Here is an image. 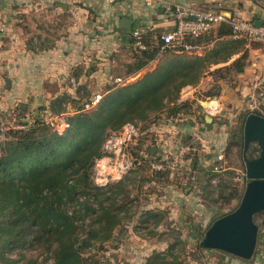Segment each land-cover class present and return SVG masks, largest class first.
Listing matches in <instances>:
<instances>
[{"label": "rangeland", "instance_id": "1", "mask_svg": "<svg viewBox=\"0 0 264 264\" xmlns=\"http://www.w3.org/2000/svg\"><path fill=\"white\" fill-rule=\"evenodd\" d=\"M1 1L3 7L0 14L6 25H9L17 16L14 13L20 5L14 0ZM23 4L26 6L28 3L25 1ZM58 13L59 11L54 14L40 12L32 21L42 25V33H53L49 28L64 21L66 26L62 32L65 31L68 38L78 36V39H82L83 59L76 67L79 83L75 85L74 79L71 82L69 80V86H72L70 94L64 93L48 104L40 95L37 96V101L36 96L19 92L21 86L9 89L8 81L12 78L6 75L5 70H0V156L4 153L5 144L13 139L10 134L12 131H27L44 121L63 133L69 127L68 119L83 112L87 102L99 95L103 97L115 85L136 83L147 73L155 71L167 58L163 55L139 74L128 75V66L134 63L137 55L130 36L126 38L127 47L123 49L122 55L119 52L120 57H116L117 64H114L112 57L118 54L111 52L109 47L115 43L119 34L111 27L107 18L103 17V13L87 8L80 14L63 13L64 19L61 20ZM23 16L21 23H28V16L31 15L26 12ZM164 31L165 29H147V36L144 37L154 39ZM54 33H57L56 29ZM7 35L0 36L9 39ZM122 36L126 37L124 34ZM216 40L219 39L213 41ZM235 41L241 43L237 48L245 44L227 36L216 47L220 48L221 42L230 44ZM232 61L233 59L230 60ZM223 66L225 64L219 67ZM219 76L213 75L209 88H202L204 86L201 85L196 89L197 92L190 88L192 86L184 88L178 102L189 106L176 119H167L166 113L152 115L147 121L129 123L134 125V132L127 129V124L119 132L111 133L105 142L101 157L104 158L101 163L103 165L98 167V159L93 166V184L107 187L124 181L127 177L132 180L127 188L130 194L121 199L124 204L128 203L129 211L116 230L114 240L100 256L105 258L107 264H147L150 256L167 252L171 245L175 246L173 254L181 264H264V215L261 214L255 216L260 227L258 226V242L252 259L243 260L222 251L203 250L200 247L206 231L213 223L239 206L246 185L244 124L239 122L224 128L226 139L220 142L212 141L210 136L204 135L207 125L205 115L201 107H198V100H215L208 93L214 80L221 79ZM113 77H122L127 80V84H115ZM226 78L228 81L233 80L232 77ZM202 80L203 78L200 82ZM234 83L235 80L231 82ZM214 106L215 103L209 105ZM61 109L64 111L59 112ZM198 112L200 114L197 116ZM197 131L203 134H198L200 137H197ZM114 137H118V140L109 144ZM250 154L251 151L248 155ZM219 155L223 156L222 161L218 160ZM123 166H128L129 169L123 171ZM114 170L123 171L120 179L107 176L108 172ZM159 173L166 175L161 176ZM235 192V198L228 202V198ZM149 213L157 214L160 224L156 225L154 216ZM27 253L30 254L29 251Z\"/></svg>", "mask_w": 264, "mask_h": 264}, {"label": "trees", "instance_id": "2", "mask_svg": "<svg viewBox=\"0 0 264 264\" xmlns=\"http://www.w3.org/2000/svg\"><path fill=\"white\" fill-rule=\"evenodd\" d=\"M231 34L232 28L223 24L215 33L188 40L204 45ZM130 37L133 44L136 37ZM239 44L221 42L203 56L161 53L159 46L137 51L128 75L139 74L163 55L167 58L136 83L110 87L94 108L84 105L83 112L68 119L63 133L44 121L27 131H12L13 139L0 156V263L107 264L100 256L129 211L121 199L130 194L132 180L107 187L93 184V166L103 156L105 142L111 133L152 115L166 113L167 119H176L189 106L178 102L182 90L197 86L212 66L225 64L211 73L221 79L214 80L208 96L219 97L221 83L236 81L248 66L244 44L237 48ZM150 214L160 224L158 215ZM174 247L153 254L147 264H181Z\"/></svg>", "mask_w": 264, "mask_h": 264}, {"label": "crops", "instance_id": "3", "mask_svg": "<svg viewBox=\"0 0 264 264\" xmlns=\"http://www.w3.org/2000/svg\"><path fill=\"white\" fill-rule=\"evenodd\" d=\"M14 1L20 5V8L15 11L14 14L17 16L13 22L7 25L8 29L5 34H8L9 39H3L0 36V70H5L6 75L12 78L8 81L7 87L9 89L21 86L19 92L36 96L37 101L39 100L37 96L40 95L39 97L45 99L48 104L64 93L70 94L72 86H69V80L71 82L74 79L75 85H78L79 78L76 67L78 62L83 59L81 52L83 45L82 39H78V36L72 39L71 36L68 38L65 31L62 32L66 26L64 21H60L52 29L49 28V31L53 33H42L44 31L41 29L42 25L32 21L34 16L40 12L54 14L59 11L60 20L64 19L63 13L65 15L80 14L87 8L103 13V17L107 18L111 27L115 28L116 33L119 34L115 43L109 47L111 52L118 54L112 57L114 64H117L116 57H120L119 52L121 51L120 54L122 55L123 49L127 47L126 38L128 36L134 35L137 31L147 36V29H171L173 13L181 5L217 12H236L242 19L252 20L256 23L264 20V0H166L164 3H155L153 6H148L145 0ZM25 1L28 4L23 6ZM108 5H110L108 11L104 13L103 11ZM2 7L3 1L0 0V9ZM26 12L31 15V17L28 16L29 22L21 23L24 18L23 14ZM125 18L133 21V32L129 35L124 33L122 28V20ZM45 26L49 27L50 25L45 24ZM55 29L57 33H54ZM123 34L126 36L125 38L122 36ZM220 41L222 39L204 44L202 50L196 55H205L216 48ZM243 48V52L248 55V66L245 72L238 75L237 80L232 85H225L220 82L223 87L222 92L219 97L214 98L215 100L211 102L198 100V107H201L207 125L204 135L210 136L212 141L220 142L226 139L224 128L239 122L244 124L245 118L252 111L264 115V50L260 44H248L246 42ZM241 54L235 55L233 60ZM219 66H212L210 71L203 76V80L194 88H190L194 92H197L196 89L200 88L201 85L204 86L202 88H209L210 81H213L211 73ZM192 98L194 99L193 95ZM213 103L217 106L216 113H211L210 108L212 107H209ZM199 114L200 112L197 113V116ZM198 134L203 133L201 131L195 133L197 137H200ZM253 148L251 153L257 155L258 149L255 146Z\"/></svg>", "mask_w": 264, "mask_h": 264}, {"label": "water", "instance_id": "4", "mask_svg": "<svg viewBox=\"0 0 264 264\" xmlns=\"http://www.w3.org/2000/svg\"><path fill=\"white\" fill-rule=\"evenodd\" d=\"M260 23H257L259 25ZM127 35L133 32V21L122 20ZM243 156L246 185L239 206L217 219L206 231L201 247L218 250L243 260L252 259L258 242V225L255 216L264 211V115L252 111L243 125ZM255 146L254 158L248 153Z\"/></svg>", "mask_w": 264, "mask_h": 264}, {"label": "built area", "instance_id": "5", "mask_svg": "<svg viewBox=\"0 0 264 264\" xmlns=\"http://www.w3.org/2000/svg\"><path fill=\"white\" fill-rule=\"evenodd\" d=\"M166 0H145L148 6H153L155 3H164ZM223 24L232 28V34L230 38L234 40H242L248 44H260L264 50V20L259 25L255 21L242 19L236 12L225 11H213L206 9H196L189 6L181 5L176 8L173 13V26L171 29L165 30L160 35L149 39L145 42L143 34L140 31L134 33L136 41L132 44V47L136 51L146 50L149 47L159 46L161 53L172 51L175 53H186L189 55H196L201 50L203 45H197L188 38L198 39L202 36L215 33L217 29ZM7 25L0 14V35L7 32ZM127 80L122 77H116L113 79L115 84L126 85ZM102 96H97L91 102L85 104V109L90 110L94 108ZM211 113L217 112V106L210 108ZM127 129L134 132V125L128 124ZM118 140V137H114L110 140L109 144H114ZM108 149V147H107ZM109 150V149H108ZM112 158V157H111ZM218 160L222 161L223 156L219 155ZM104 158L97 161L100 168ZM123 171L129 169L128 166L121 168ZM218 170V167H215ZM121 170H114V172H108L107 176L112 175L116 179H120L122 176ZM110 173V174H109ZM105 177L104 175H102ZM106 178H102L104 180Z\"/></svg>", "mask_w": 264, "mask_h": 264}]
</instances>
